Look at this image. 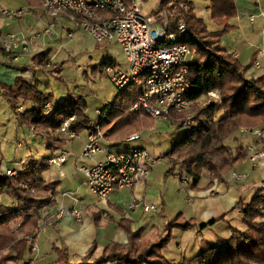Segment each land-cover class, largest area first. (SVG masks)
<instances>
[{
  "label": "trees",
  "instance_id": "16d2710c",
  "mask_svg": "<svg viewBox=\"0 0 264 264\" xmlns=\"http://www.w3.org/2000/svg\"><path fill=\"white\" fill-rule=\"evenodd\" d=\"M29 11L44 15L41 0H25ZM210 16L220 30L210 31L203 18L195 12L193 0H162L158 19L162 20L164 11L171 4L188 5L187 26L192 33L190 40L191 57L187 63V80L190 83L188 97L191 101V112L201 117L194 131L177 142L166 156L171 157L172 170L183 163L189 177L190 188L196 189L206 179L205 190L215 183H225L228 175L247 160L244 144L238 135L241 129L261 127L264 130V76L257 79L247 77L250 67H242L240 62L222 46V38L230 33L231 24L237 16L234 0H210ZM35 9V10H34ZM66 15H60L59 18ZM54 20V23H55ZM100 44V43H99ZM1 49V48H0ZM1 51H3L1 49ZM4 52V51H3ZM5 53V52H4ZM3 53V54H4ZM5 55V54H4ZM49 53H42L32 58L33 78L25 77L27 67L19 68L9 63L6 66L20 70L22 73L12 86L0 84V96L4 97L15 112L19 124L30 126L36 133L46 136L49 147L62 150L59 136L62 124L74 116L72 130L79 133L94 128L93 121L86 115L87 103L83 97L69 95L61 103H56L52 94L45 95L40 89L36 74L41 73L54 77L66 84L62 76L63 64L54 63L48 66ZM117 66L113 59L105 61L101 67ZM210 92H216L221 103H199L200 98ZM138 89L133 88L111 104L108 118L100 119L106 141H123L135 133L152 128L154 119L145 112H133L132 106L137 101ZM47 103L54 110L49 117L42 111ZM25 104V105H24ZM24 105V111L18 109ZM28 105V106H26ZM97 124V123H96ZM181 127L178 122H171ZM62 134V133H61ZM232 139L238 145L227 142ZM55 146V147H54ZM58 153V152H56ZM53 154L51 157H58ZM51 157L47 158V162ZM46 165L39 167L36 163L24 172L10 179L0 177V264H31L34 258V246L42 232V224H47L49 217L45 210L54 208L57 196L55 184L45 180L42 173ZM26 184L32 191L23 189ZM7 199L10 202L4 203ZM236 209L241 210L243 232L232 229V235L218 244L204 250L198 255L184 259L180 264H264V189L254 195L248 202H239ZM93 211V210H92ZM101 213H94V225L99 226ZM216 221L210 225H214ZM44 225V226H45ZM196 219L185 220L179 216L163 225L161 234L154 240H144L142 231H133L131 222L122 219L119 229L128 239L127 244L111 242L103 252L98 253L97 244H93L78 262L72 261L71 250L61 238L60 246H54V258L48 255L38 258L39 264H170L163 254L168 246L175 228L182 230H205Z\"/></svg>",
  "mask_w": 264,
  "mask_h": 264
},
{
  "label": "built area",
  "instance_id": "2783aa9c",
  "mask_svg": "<svg viewBox=\"0 0 264 264\" xmlns=\"http://www.w3.org/2000/svg\"><path fill=\"white\" fill-rule=\"evenodd\" d=\"M142 4L143 0H41L44 16L50 21L44 33L52 35L54 20L63 14L76 30L85 32L97 43L117 42L126 56L128 67L122 69L109 65L104 69V74L115 86L118 94L122 95L137 88L138 98L131 111H143L155 120L168 119L178 122L181 115L191 108L187 63L191 57L189 42L193 35L187 26L188 5L171 4L169 9L164 11L162 20H159L155 16L142 14ZM0 12L2 15L11 16V13L1 8ZM22 13L23 10L17 11L12 16L20 17ZM68 38L72 40L74 32H69ZM0 44L8 58L17 62L22 57L21 54L29 51L30 42L27 38H19L15 34L5 37L0 31ZM258 56L263 57L264 52L260 51ZM261 64V61L256 59L254 68L260 69ZM205 98V103H220L216 92L208 93ZM111 104L97 111L98 120L106 118ZM53 110L52 104L47 103L42 111L43 116L49 117ZM18 111H23V108L20 107ZM74 120V116L68 118L61 127V133L69 140L77 136L71 128ZM195 120L196 116L193 114L185 117L183 121L180 119L187 135L191 134V127H194L191 123ZM100 126L97 123L95 131L89 133L80 159L93 161L96 155L105 153V160L89 166L82 165L80 171L85 175L92 193L98 200L104 201L113 192L131 190L147 179L162 158L154 157L146 148L140 147L119 152L106 149L102 145L104 138ZM238 135L252 137L249 138L251 141L247 146H244V150L252 170H256L264 160V130L241 129ZM138 140L140 135L137 134L127 138L126 142ZM70 155L64 150L58 157L51 158L48 164L52 166L65 163ZM182 167L184 168L183 164L180 165L178 177L182 182L189 183V177ZM17 175L15 170L6 167L0 172V177L13 178ZM248 179L249 175L237 171L232 172L230 177V181L235 183H245ZM260 185L264 189V179ZM139 206L138 203H133L129 209L133 210ZM143 210L145 213L157 212L156 207L152 205H144ZM66 214L65 209H60L57 215L64 217ZM69 215L80 222L84 211H78L74 206Z\"/></svg>",
  "mask_w": 264,
  "mask_h": 264
},
{
  "label": "rangeland",
  "instance_id": "374dc122",
  "mask_svg": "<svg viewBox=\"0 0 264 264\" xmlns=\"http://www.w3.org/2000/svg\"><path fill=\"white\" fill-rule=\"evenodd\" d=\"M159 0H145V2L141 5V11L144 15H149L151 12L158 10ZM195 6L197 9V13L200 17L205 20V24L210 31L220 30L221 27L212 20L209 8L211 6L210 0H195ZM0 8L1 10L7 11L11 13V16L2 15V19L4 21V25L6 21L18 22L17 24L23 23L25 25L26 21L31 17V12L29 11V7L25 0H0ZM23 13L20 17H13L12 14L17 11H22ZM35 10V9H34ZM35 11H38L36 9ZM1 13V12H0ZM149 13V14H148ZM2 14V13H1ZM156 14V13H155ZM153 14V15H155ZM158 13L155 15L157 16ZM159 17V16H158ZM19 19V20H17ZM158 19V18H157ZM50 23V22H49ZM71 29H75L72 24L66 23V27L61 30L62 37L60 39V53L55 58L56 63L63 64V72L62 76L66 81V84L60 83L54 77H42L40 78V89L42 92L47 94H52L54 97L59 98L61 96L68 97L70 94L74 97H83L87 103L86 115L93 121L94 128L90 132H94L96 129V123H100L97 119L98 114L97 111L101 110L105 105L111 104L117 97L121 98L124 94L119 95L115 86L111 83L109 78L104 74V68L101 65L109 60L115 59L119 63L127 66L126 56L121 48V46L115 42H105L98 44L95 40H93L88 34L83 31L74 30V38L71 40L68 38V32ZM1 31V30H0ZM2 32V31H1ZM24 31H20L18 25L14 26L12 31L13 34L21 37L20 35ZM3 34V32H2ZM229 34V33H228ZM228 34H226L222 40L225 42V46L229 49V39H227ZM5 37L8 35L3 34ZM10 35V34H9ZM229 35H232L230 33ZM226 38V39H225ZM1 46V44H0ZM225 48V47H224ZM226 48V49H227ZM1 51V50H0ZM231 53V52H230ZM8 55L6 54V57ZM49 59V57H48ZM5 61V55L0 56V62ZM9 61V59H8ZM24 64L29 62L28 59L23 58V56L19 60ZM190 61V59H189ZM188 61V62H189ZM50 65H53V61L50 59L48 61ZM6 66H0V74L6 71ZM127 69V68H126ZM24 75V74H23ZM44 75V74H43ZM25 76V75H24ZM26 77V76H25ZM34 79V78H33ZM70 95V96H71ZM219 95V94H218ZM220 98V96H219ZM206 98H200L199 103H205ZM221 103V98H220ZM208 104V103H206ZM25 105V104H24ZM21 107L24 108L25 106ZM24 111V109H23ZM22 111V112H23ZM20 112V113H22ZM110 113V110H109ZM108 113V114H109ZM193 114L196 116V120L191 123L194 124V127L200 123L201 117L188 110L187 112L181 115V120L188 115ZM43 115V113H42ZM106 118L109 116L106 115ZM177 118V117H175ZM178 121L181 127H176L171 124L172 120L161 119L155 120L151 129L145 130L141 133H135L132 135H140L142 136L141 142H137L133 144L135 146L144 144L146 149L153 155L158 154L162 160L155 166L159 167V169L163 170V176L160 180L155 184V189L153 194L156 196L157 200L161 203L165 201V206L161 207V204H157L156 213H151L149 215L143 214V204H139L140 207L135 211H125L126 216L129 218L130 216L135 221V225L137 226V230L133 231H142L148 233H142V238L144 240H154L157 239L159 234H161L163 225L167 221H173L179 216H182L185 220H190L195 217V215L191 214L193 197L190 193L192 188H190V184L187 182H182L178 177L180 165L183 163H179L172 170V165L170 164V159L166 156V154L171 150V148L177 143L178 138L181 137L184 133L182 122ZM194 127H191L190 133L194 131ZM258 129H263L261 127H257ZM101 134L104 138L102 145H105L107 142L103 133V126L99 127ZM256 129V128H254ZM89 132V133H90ZM183 132V133H182ZM88 130L83 129L80 131L79 139L75 140L73 143H68L66 145V151L69 152L72 156L67 158L66 166H50L47 162V158H49L52 154H56L57 149L48 148V139L46 136L39 135L30 126L20 125L18 118L15 116V112L10 108L7 100L4 97L0 96V165H5L7 169L15 170L17 173L24 172L25 169L29 168V166L33 164H37L39 167L49 165L48 169L42 173V176L45 180L49 181L52 177L60 178L61 182L57 186H55V190L57 196H51V199L56 200V204L60 205V209H65L67 212L66 216L69 214L71 207H65L59 203L58 197L60 198L62 191L69 192L74 191L76 188L80 187L81 195L85 196L89 195L90 192L86 187H83L80 183L81 174L77 171V159L80 157L84 151V148H81L82 141L85 140L86 135L88 134ZM77 134V133H76ZM131 135V136H132ZM60 136H64L63 134ZM59 136V137H60ZM130 137V136H129ZM128 137V138H129ZM242 140L244 146H247V142L251 136L243 137L239 136ZM88 139V137H87ZM126 140V139H125ZM181 140V139H179ZM117 142V141H115ZM87 143V142H86ZM238 142H234L230 139L227 144L229 145H238ZM85 147V146H84ZM64 150H61V153ZM61 155V154H60ZM157 155V156H158ZM156 156V155H155ZM156 156V157H157ZM52 158V157H51ZM55 158V157H54ZM79 158V159H80ZM50 160V159H49ZM82 160V159H81ZM105 160V153H100L95 156L94 160L91 164L96 162H101ZM87 163L83 161V163ZM82 165H79V168ZM4 167V166H3ZM3 167L0 168L3 170ZM171 169L172 172L175 173V176L172 175L167 176V171ZM184 173L186 172L185 168L182 167ZM244 171L247 174L252 172V166H249V169L246 168ZM240 172V171H237ZM152 173V172H151ZM245 174L243 172H240ZM246 174V175H247ZM256 174V173H254ZM188 176V174L186 173ZM185 175V176H186ZM150 176V175H149ZM14 176L13 178H15ZM231 174L228 175L229 181ZM10 179H13L9 177ZM66 178V180H64ZM254 175L249 178L245 183H240L242 185H248L252 182ZM232 185H235V182H229ZM206 179L200 182V188L205 189L206 187ZM23 189L26 191L30 190V187L24 184ZM263 190L261 188L260 182L253 187L252 192L248 195L249 200H252L254 195H256L259 191ZM32 191V190H30ZM126 195H128L127 191H124L119 196H114L116 198H120L122 208L127 205ZM130 198L131 195H129ZM242 202L244 200H241ZM240 201V202H241ZM244 201V202H248ZM10 201L5 199L4 203L8 204ZM103 205L104 202L100 201ZM156 204V203H155ZM76 206V205H75ZM82 204L76 206V209L79 211L82 209ZM58 209V211L60 210ZM163 210V211H162ZM241 211V210H240ZM164 212L167 214L165 215ZM46 214V210L44 212ZM194 214V212H193ZM166 216L167 219L162 218ZM72 218V217H71ZM162 220L161 223H159ZM195 219V218H194ZM72 222L76 223L77 221L72 218ZM198 223V222H197ZM217 223H225V227L216 226L214 229L206 228L205 230H182L175 228L173 230L172 237L168 246L164 249L163 254L166 256L170 264H180L184 259H190L204 250L218 244L221 240L227 239L230 235H232V229L238 230L239 232H243L245 230V226L242 222V217L236 216L231 220V225L227 222H217ZM212 227V226H210ZM158 229L153 230L152 229ZM160 230V231H159ZM54 246H60L57 241V236L53 232L51 228L45 227L42 224V232L39 234L37 239V244L35 243L34 258L31 264H39L38 258L45 256H52L55 253L52 251ZM106 247V246H105ZM105 247H100L98 253L103 252ZM38 251V252H37ZM88 251V250H87ZM72 259L79 260L75 257L71 252Z\"/></svg>",
  "mask_w": 264,
  "mask_h": 264
},
{
  "label": "crops",
  "instance_id": "0c3cea01",
  "mask_svg": "<svg viewBox=\"0 0 264 264\" xmlns=\"http://www.w3.org/2000/svg\"><path fill=\"white\" fill-rule=\"evenodd\" d=\"M145 0H143V3ZM162 0H159L158 10L151 12L152 16H155L160 11ZM236 6L237 16L234 20H232L231 24L234 26L233 30L230 32L232 35L227 36L229 39V47L230 52L234 58H236L242 67H250L247 73V77L250 79H257L261 76H264V56L259 57L258 53L260 51L264 52V0H234ZM195 6V0H193ZM40 10H38V14L31 13V17L26 21L25 25L23 23L17 24L16 22L6 21L4 25V21L2 19V14L0 13V30L5 35L13 34L12 31L15 25H18L22 34L19 38H27L30 42L29 44V51L27 53L21 54L23 58L28 59L29 62L24 64H20V61L14 62L6 57V53L0 51V56H4L5 54V61L0 62V66H6L9 63L13 64V66H17L19 68L27 67V73H23L25 76L30 77L33 75V64L31 62L32 58L36 55L42 53H49V60L51 59L54 63H56V57L60 53V39L62 37L61 30L66 27V23H69L65 20V18H59V20H55V27L54 33L52 35H46L44 32L49 25V19H47L44 15L39 16ZM195 12L197 13V9L195 6ZM156 13V14H155ZM155 14V15H153ZM158 18L157 16H155ZM202 18V17H200ZM19 20V19H17ZM71 24V23H69ZM76 30V29H74ZM73 29L69 30V32H74ZM68 32V33H69ZM226 37V36H225ZM226 39V38H225ZM99 44V43H98ZM222 46H225L224 40H222ZM1 50V49H0ZM227 50H229L227 48ZM4 53V54H3ZM113 59V58H112ZM256 59L261 61V68L255 69L254 62ZM116 63L118 68L126 69L128 67L124 64L119 63L117 60L113 59ZM6 71L0 74V84H4L7 86H12L16 83L17 78L22 74L20 70L11 68L6 66ZM47 75H43L41 73L36 74V79L40 82V78L46 77ZM34 77V76H33ZM31 76V78H33ZM49 77V76H47ZM41 83V82H40ZM39 83V84H40ZM56 97H54L55 99ZM58 99V100H56ZM56 103L63 102L66 97H59L56 98ZM28 106V105H26ZM24 109V108H23ZM19 113L22 111H18ZM89 133V132H88ZM183 133V132H182ZM184 134V133H183ZM177 140V142L183 139V135ZM62 135V134H61ZM80 132L77 133L75 139L69 140L65 136H60V140L62 141V150L66 149V145L68 143H73L75 140L79 139ZM88 134L86 138L81 143V148L83 149L86 142H87ZM181 139V140H179ZM142 136L140 134V140L135 142H126L117 141V142H107L104 147L109 150L113 151H124L129 148H146L144 144L141 145H133L137 142H141ZM247 143L251 141V139L245 140ZM48 142V147H49ZM235 146V144L233 145ZM55 147V146H54ZM57 149V148H55ZM61 150L56 153V155H60ZM53 155V154H52ZM51 155V156H52ZM158 154H153L154 157ZM50 156V157H51ZM70 155L69 157H71ZM159 157V155L157 156ZM80 158V157H79ZM77 159V171L81 174L80 183L83 187H86L90 192L89 195L79 196L81 195L80 187L76 188L74 191L65 192L62 191L60 198L58 197L59 203L65 207L72 208L76 205L82 204V209L84 211V216L82 221H77L76 223L72 222V216L69 214L64 217H58V209H60V205H57L54 208L46 209V216L49 217L48 223L45 227L51 228L53 232L56 234L57 238H61L68 247L70 248L72 254L79 259L83 255L86 254L87 250L93 245L97 244L98 249L100 247H105L111 242H118L120 244H127L128 239L126 234L119 229V222L122 219L128 220L131 222L132 230H137V226L135 225V221L130 216L129 218L126 216L125 211H135L136 209H129V206L133 203L143 204L144 205H157L161 204V207L165 206V201L161 203L157 200L156 196L153 194L155 189V184L158 180H160L163 176V170L159 169V167H154L150 176L145 179L144 181L138 183L133 189L128 190H120L113 192L107 199H105V205L100 203V200L92 193L89 186L87 185V179L85 175L80 171L79 165L89 166L91 165L92 161L88 159ZM86 161L87 163H83ZM68 163L57 164L53 166L60 167L66 166ZM48 165V164H47ZM4 166V167H3ZM251 166V163L247 160L241 164L236 171L243 172L247 174L244 169ZM5 168V165H0V168ZM59 167V166H58ZM48 169V166H47ZM46 169V170H47ZM239 172V173H240ZM256 173V174H254ZM172 175L175 176V173L169 170L167 171V176ZM249 178L254 175L252 182L248 185H242L240 183H232L229 181L226 183H215L214 186L210 189H202L200 185L190 191L193 197L192 203V211L191 214L195 215V219L200 226H207L210 225L212 222L216 221L214 225L208 226L209 228L214 229L216 226L225 227V223H217V222H227L231 225V220L236 216H240L243 219V215L239 209H236V205L241 201H248L249 194L252 192L254 186H256L259 182L264 179V160L260 162L259 168L256 170L250 171ZM62 180V179H61ZM60 178L52 177L48 182L55 184L56 186L61 182ZM66 180V178L64 179ZM63 181V180H62ZM232 182V181H231ZM124 191H127L128 195H126L127 205L124 208L121 206L120 198H116L114 196H119ZM58 193V192H57ZM131 195L132 198L129 197ZM104 202V201H102ZM156 203V204H155ZM140 207V206H139ZM138 207V208H139ZM93 210V211H92ZM163 211V210H162ZM101 213L100 225H94V213ZM194 212V214H193ZM153 212L145 213L143 210L144 215H149ZM156 213V212H155ZM165 215H167L164 212ZM72 217V218H71ZM167 219L166 216L162 218V220ZM161 223L162 226V220ZM207 227V228H208ZM226 228V227H225ZM227 229V228H226ZM158 230V229H152ZM160 231V230H159ZM149 232V231H148ZM143 232V233H148ZM37 244V241H36ZM38 252V251H37ZM49 259H53L54 255L48 256ZM72 261H74L72 259ZM79 260H75L74 262H78Z\"/></svg>",
  "mask_w": 264,
  "mask_h": 264
}]
</instances>
